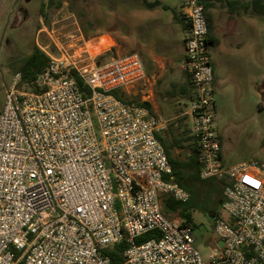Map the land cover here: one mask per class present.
<instances>
[{
    "label": "built area",
    "instance_id": "1",
    "mask_svg": "<svg viewBox=\"0 0 264 264\" xmlns=\"http://www.w3.org/2000/svg\"><path fill=\"white\" fill-rule=\"evenodd\" d=\"M182 7L192 95L180 116L197 138L201 178L227 181L226 216L214 222L223 244L205 259L193 223L163 208L191 197L158 137L170 120L114 93L145 79L141 54L83 64L53 40L57 54L40 46L50 60L38 90H21L18 73L0 110V264H113L106 251L122 240L126 264H264V161L225 163L205 5ZM152 230L159 237L136 241Z\"/></svg>",
    "mask_w": 264,
    "mask_h": 264
},
{
    "label": "rangeland",
    "instance_id": "2",
    "mask_svg": "<svg viewBox=\"0 0 264 264\" xmlns=\"http://www.w3.org/2000/svg\"><path fill=\"white\" fill-rule=\"evenodd\" d=\"M160 1L169 8L161 4L149 11L141 0H14L7 8L9 18L1 20L0 17V110L4 107L8 87L34 46L48 45L49 48L46 49H51L52 54H57L53 40L59 41L69 53L82 54L83 64H92L99 59L131 51L139 52L135 42L140 45L144 41L139 36L137 40L135 35H139L136 23L140 21L135 10L146 9V36L150 35L151 28L155 30L158 20L162 23L173 22L175 16H178L175 9L181 8L182 17V0ZM218 6L226 7L230 12L238 10L252 18L251 26H247V37L253 40L248 44L252 43L254 48L261 47V51L259 50V55L255 51L254 63L250 66L243 60L244 53L248 51L249 54L250 49L245 45L233 63L239 68L244 66L243 81L244 75L252 71L254 78L259 82L264 75V15L245 11L242 7L232 9L225 2H220ZM24 14L26 17H23ZM11 16L12 19L9 20ZM108 34L115 37V42L108 41L105 37ZM104 40L109 44L98 50L99 43ZM19 88L30 91L34 90L35 86L24 82ZM170 88L171 81L167 77L156 75L155 78L149 79L146 74L145 79L123 89L122 95L127 100L139 98L141 101H148L154 113L168 118L169 125L163 137L168 142H173L175 136L185 137L188 132V124L180 116L187 97L178 92L168 93ZM217 95L216 123L224 139L225 163L231 165L251 158L264 161V100L256 92L255 86L251 88L249 82L244 81L242 92L234 89L228 93L220 91ZM188 144V141L184 140L181 145H174L170 149L172 156L186 160L189 154ZM211 181H194L189 185L190 190L195 191L191 199L195 246L205 259L209 250L216 244L215 217L218 214L226 216L218 199L221 190L210 186L209 183H217L216 180ZM171 216L179 217L177 213Z\"/></svg>",
    "mask_w": 264,
    "mask_h": 264
},
{
    "label": "crops",
    "instance_id": "3",
    "mask_svg": "<svg viewBox=\"0 0 264 264\" xmlns=\"http://www.w3.org/2000/svg\"><path fill=\"white\" fill-rule=\"evenodd\" d=\"M13 1L14 0H0L1 20H4L5 17L9 18L7 8ZM24 1L29 2L31 0ZM213 2L214 3L207 9V18L209 22V33L212 40L211 58L214 67L216 99L218 96L217 94L220 91L228 93L236 89L239 93L240 90L242 92V85L244 81H248L249 87L251 88L255 86L256 92L260 95L259 87L262 85L264 86V75L261 76L258 82L254 78L252 71H248L244 75L243 81L242 73L244 66H242V68H239L236 63H233L237 55L245 45H248L250 49L249 54L248 51L246 52V54L244 53L243 60L244 63L250 64V66H252L254 63L255 51L258 53V55L261 51L259 49L261 47L254 48L252 43L248 44L253 40L251 39V37H247V34L249 32L247 30V26H251L253 21L252 18H250L248 14H244L243 12H240L238 10L230 12L226 7H219V1L214 0ZM145 10V8H138L137 10H135V14H137L140 19V21L136 23L139 35H137V33L135 35L137 36V40L139 36L144 41V43H141L140 45H138L137 42H135V44L143 58L146 74L148 75L149 79L155 78L156 75L167 77L168 80L171 81V88L174 84H177V86H188V88L190 89V97L185 96L187 97V103L191 98L192 90L190 87L188 74L183 68L185 58V27L181 17V8L175 9L178 16H175L176 18L173 22L162 23L158 20L155 24V30L154 28L150 29L149 36H146L145 32L147 30L146 28H144L146 27V18H144L146 14ZM148 10L150 11L151 8H148ZM11 19L12 16L9 20ZM105 37L108 39V41L115 42V37L113 35L108 34ZM171 88L169 90H171ZM178 94L182 95L179 92ZM186 103L184 104V106L186 105ZM221 139L222 155L224 159L225 144L222 135ZM247 160L249 159H243L238 161L237 163H241ZM209 184L210 186L213 185L215 186V188H218L217 185L219 184V181L214 184ZM218 189L221 190L220 196L218 197L221 205L222 201L224 200L223 188L219 186ZM214 240L216 244L214 247H212V249L219 245L220 242L218 239H216V236L214 237ZM209 254L210 250L208 256Z\"/></svg>",
    "mask_w": 264,
    "mask_h": 264
},
{
    "label": "trees",
    "instance_id": "4",
    "mask_svg": "<svg viewBox=\"0 0 264 264\" xmlns=\"http://www.w3.org/2000/svg\"><path fill=\"white\" fill-rule=\"evenodd\" d=\"M144 5L147 8H153L157 5H161L162 2L160 0H141ZM214 0H203V3L205 5V11L207 15V9L210 5H212ZM219 1L221 3H224L228 5L230 8L235 9L238 7H242L245 11L250 10L252 13L258 14V15H264V0H250L246 2H240L239 0H215ZM163 7L169 8L168 5L162 4ZM43 10L41 9V12ZM210 42L212 43L211 37ZM111 50V49H110ZM103 56V55H102ZM49 57L48 55L43 52L40 47L34 46V49L30 55H28L23 63L20 66L19 72L21 74V81L19 83L22 84L24 82H27L28 84H31L35 86L34 90H38V87L35 84V79L37 78L38 74L43 72L49 65ZM73 75L76 78V81L78 83V86L80 90L83 92L85 96L90 94V88L84 83V79L82 76L78 74L76 70H73ZM181 93L184 96L190 97V89L188 86H177V84H174L171 88V90H168V93ZM115 95L119 97L120 99H124L122 95V90H116ZM129 102H134L138 105H144L148 107L152 111V106L150 102L148 101H141L139 98H134L132 100H127ZM184 119V118H183ZM187 135L185 137H174L173 142H168L162 135H158L159 139L161 140L162 144L165 147V150L170 158L172 167H173V175H174V181H176L181 186L185 187L187 190L191 192V195H194L195 191L190 190L191 187L189 185L193 184L194 181H211V180H217L219 181V184L217 187H224V185L227 183L226 179H202L200 176L201 171V164L199 163L197 159L198 155V142L195 135L191 133V130L189 127H187ZM187 140L188 141V147H189V154L186 160L179 159L177 157L172 156L170 149L174 145H181L182 141ZM192 199V198H191ZM191 199L187 202H182L179 200H176L172 197H168L164 200L163 208L167 213H177L179 216L184 217L187 221L190 223H193V213H192V204ZM216 214V213H212ZM217 217V215H216ZM215 217V219H216ZM160 232L158 230H152L145 232L143 234H140L136 241L138 243L144 242L148 239L159 237ZM128 244L126 240H122L121 242L117 243L114 247L108 249L106 253L110 256L113 264H126L125 263V257H124V251L127 248Z\"/></svg>",
    "mask_w": 264,
    "mask_h": 264
},
{
    "label": "water",
    "instance_id": "5",
    "mask_svg": "<svg viewBox=\"0 0 264 264\" xmlns=\"http://www.w3.org/2000/svg\"><path fill=\"white\" fill-rule=\"evenodd\" d=\"M259 93L262 99L264 100V86L263 85L259 87ZM222 244H223V241L220 240L219 245H222Z\"/></svg>",
    "mask_w": 264,
    "mask_h": 264
},
{
    "label": "bare ground",
    "instance_id": "6",
    "mask_svg": "<svg viewBox=\"0 0 264 264\" xmlns=\"http://www.w3.org/2000/svg\"><path fill=\"white\" fill-rule=\"evenodd\" d=\"M107 44H109L108 42H106L105 40L104 41H101L100 43H99V46H98V50H100L103 46L105 47ZM97 47V46H96Z\"/></svg>",
    "mask_w": 264,
    "mask_h": 264
},
{
    "label": "flooded vegetation",
    "instance_id": "7",
    "mask_svg": "<svg viewBox=\"0 0 264 264\" xmlns=\"http://www.w3.org/2000/svg\"><path fill=\"white\" fill-rule=\"evenodd\" d=\"M20 11H21V10H20ZM20 11H19V12H20ZM24 13H25V12H24ZM25 14H26V13H25ZM25 14H24V16H23V17H26V15H25ZM16 15L18 16V14H16Z\"/></svg>",
    "mask_w": 264,
    "mask_h": 264
}]
</instances>
